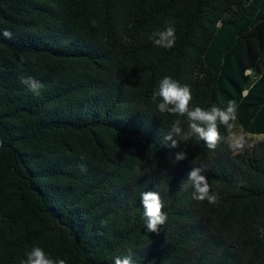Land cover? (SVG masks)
Listing matches in <instances>:
<instances>
[{
    "label": "trees",
    "instance_id": "1",
    "mask_svg": "<svg viewBox=\"0 0 264 264\" xmlns=\"http://www.w3.org/2000/svg\"><path fill=\"white\" fill-rule=\"evenodd\" d=\"M169 26L175 45L157 47ZM166 75L191 107L235 101L240 127L264 134V0H0V264L33 247L66 264H264V141L234 153L220 125L215 150L168 147L188 122L157 111ZM200 166L216 204L193 198ZM146 191L167 214L159 235Z\"/></svg>",
    "mask_w": 264,
    "mask_h": 264
},
{
    "label": "clouds",
    "instance_id": "2",
    "mask_svg": "<svg viewBox=\"0 0 264 264\" xmlns=\"http://www.w3.org/2000/svg\"><path fill=\"white\" fill-rule=\"evenodd\" d=\"M169 24L171 22H168ZM3 37L11 39L12 33L4 30ZM151 39L157 47L172 48L175 45L176 36L175 28L169 26L164 30L156 31L152 34ZM28 86L29 90L34 94H40L42 87L39 82L32 78H26L22 81ZM159 101L156 105L159 113H168L186 117L188 122L187 130L181 128L179 119L173 122L169 134L165 137L171 144L168 147L177 148L178 141L174 137H179L187 142L193 137L205 142L207 147L215 150L221 143L225 142V138L221 135L219 126L224 125L226 128H232V121L236 119V104L235 101H229L226 108H220L213 105L209 109H203L199 106L191 107L192 95L191 90L187 85H181L177 80L170 76H164L158 90L153 93V101ZM3 142L0 141V146ZM244 146L243 140H238L232 145L234 148L242 149ZM187 159V154L184 151H179L175 154L176 161ZM205 171L203 166L193 167L188 174V180L191 181L194 188L193 198L198 201L207 200L209 204L218 202L217 194L211 191V186L207 176L203 175ZM141 203L144 209L145 226L150 233L159 235L161 227L167 221V214L163 211L164 204L158 192L146 191L141 194ZM21 264H66L64 259L50 258L48 254L40 247H33L30 252L26 253V259L21 260ZM114 264H132L131 256L120 257L114 259Z\"/></svg>",
    "mask_w": 264,
    "mask_h": 264
},
{
    "label": "rangeland",
    "instance_id": "3",
    "mask_svg": "<svg viewBox=\"0 0 264 264\" xmlns=\"http://www.w3.org/2000/svg\"><path fill=\"white\" fill-rule=\"evenodd\" d=\"M232 128L229 129V140L232 144L236 143L238 140H243L244 146L242 149L234 148L233 152H251L257 149L258 146L264 141V134L253 135L245 132L240 125L234 120L232 121Z\"/></svg>",
    "mask_w": 264,
    "mask_h": 264
}]
</instances>
